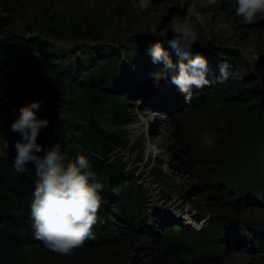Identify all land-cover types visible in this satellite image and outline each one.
<instances>
[{
  "label": "rangeland",
  "instance_id": "obj_1",
  "mask_svg": "<svg viewBox=\"0 0 264 264\" xmlns=\"http://www.w3.org/2000/svg\"><path fill=\"white\" fill-rule=\"evenodd\" d=\"M177 17L201 33L194 51L214 73L187 102L171 83L154 84L162 65L147 54L152 29ZM105 56L119 57L113 86L128 91L130 122L121 127L100 91H89L86 68L99 71ZM221 63L229 65L228 80L246 82L241 98L215 82ZM32 81L47 87L36 98L43 101L37 115L49 121L38 137L44 147L60 135L68 142L59 143L61 151L75 158L72 138L92 121L127 143L108 157L132 173L121 180L131 186L132 205L121 216L115 201H102L94 238L83 247L62 255L24 246L21 264H264V117L256 119L264 109V12L249 24L235 15V0H0V93L8 98L0 116L10 124ZM251 96L258 105L236 101ZM193 97L199 100L190 103ZM206 133L211 148L201 143ZM180 202L205 221L197 235L183 222ZM182 231L193 239L177 247Z\"/></svg>",
  "mask_w": 264,
  "mask_h": 264
},
{
  "label": "clouds",
  "instance_id": "obj_2",
  "mask_svg": "<svg viewBox=\"0 0 264 264\" xmlns=\"http://www.w3.org/2000/svg\"><path fill=\"white\" fill-rule=\"evenodd\" d=\"M260 12H264V0H235V15L246 23L251 24ZM152 35L154 42L147 54L152 64L163 66L154 76L156 86L161 81L171 83L187 102L194 88L201 89L213 82L209 77L214 73L207 57L194 51L201 36L194 24L177 17L170 26L153 28ZM218 68L215 82L223 84L229 79V65L221 63ZM7 100L0 93V102ZM42 104L41 100H33L19 108V115L11 124V131L19 139L11 146L4 139L3 149H14L12 167L18 174L34 170L30 218L35 238L49 251L71 255L86 240L94 238L93 226L99 222L104 186L85 155L70 159L59 144L44 147L38 142L42 129L49 124L47 118L37 115ZM201 143L211 148L215 140L206 133Z\"/></svg>",
  "mask_w": 264,
  "mask_h": 264
},
{
  "label": "trees",
  "instance_id": "obj_3",
  "mask_svg": "<svg viewBox=\"0 0 264 264\" xmlns=\"http://www.w3.org/2000/svg\"><path fill=\"white\" fill-rule=\"evenodd\" d=\"M97 60H99L97 64H101L99 71H97L94 66H88V68H86L91 81L89 91L98 89L100 91L102 103L112 105V111L115 114L113 124L115 126L121 127L127 125L130 122V120L126 118L127 112L125 103L128 91L124 90L123 87L116 88L113 86V82L117 80L118 76L117 73L120 66L119 57L113 60L111 57L105 56ZM67 73L68 76L77 77L76 73L70 71ZM222 85L231 86L227 91L233 90L235 92L236 90L235 93H237L240 98L241 95L247 91L245 89L247 87L245 81L227 80L223 84L218 83V86ZM46 88L47 87L41 86V84L36 85L35 81L30 82L29 88L22 99L23 104L25 105L36 100L39 96L38 91L45 90ZM197 100H199V98L193 97L190 103ZM224 100H226V98ZM236 101L256 105L259 104L257 96H251L246 100L236 99ZM9 113L13 116H18L19 108H15ZM257 116L256 119L258 122L259 118L261 119V117H264V109L261 108ZM10 123L11 120L0 116V133L5 132V129H8L11 125ZM55 139V145L61 143L63 147H65L68 143L67 140L60 135ZM62 139L63 141L61 142ZM72 139L75 140L80 148L79 154L85 155L94 166L97 177L104 186L102 193L103 201H115L116 204L120 205L121 216L124 215L127 206H129V204L132 205V201H129L130 194L129 192L126 193V189L131 186L129 184L126 185L125 182L121 183V180L125 176L132 175V173L130 174L126 171V164L122 162L121 159L115 158L111 160L108 156L112 153L113 149L124 150L128 146L127 143L120 140L115 134L107 133L100 129L93 121L89 122L86 127L80 128L79 135ZM132 179L135 178L132 177ZM35 180L34 170H30L24 174H18L12 167L9 159L0 155V264H21V262L25 260L22 247L43 245L41 241L35 238L34 231L31 227L30 203ZM116 182L117 184H115ZM113 184L114 188L110 190ZM136 193L140 198V193ZM104 206L105 204L101 205L98 214L104 209ZM121 219L123 218L121 217ZM189 231L193 232L192 234L195 235L200 232L192 228H189ZM185 239L192 240L193 238L186 236V232H180L178 236L174 238L176 246H188V242H185Z\"/></svg>",
  "mask_w": 264,
  "mask_h": 264
},
{
  "label": "built area",
  "instance_id": "obj_4",
  "mask_svg": "<svg viewBox=\"0 0 264 264\" xmlns=\"http://www.w3.org/2000/svg\"><path fill=\"white\" fill-rule=\"evenodd\" d=\"M7 139L9 141V144L11 146L12 143H14L16 140L19 139V135L16 133H13L11 131V129H9L6 134L2 135V137H0V143L2 144V147H0V155H3L4 157H7L9 159V161L12 164V159L15 156V151L14 149H12L11 147L9 149H3V140ZM185 208H182V203L180 202L177 206V208H179V214L184 217L183 218V222L186 224V226H188V228H192L196 231H201L202 227H203V223L205 222L203 219L202 220H197L196 219V215L191 214L190 208L186 207V205H184Z\"/></svg>",
  "mask_w": 264,
  "mask_h": 264
},
{
  "label": "bare ground",
  "instance_id": "obj_5",
  "mask_svg": "<svg viewBox=\"0 0 264 264\" xmlns=\"http://www.w3.org/2000/svg\"><path fill=\"white\" fill-rule=\"evenodd\" d=\"M184 218V217H183Z\"/></svg>",
  "mask_w": 264,
  "mask_h": 264
}]
</instances>
